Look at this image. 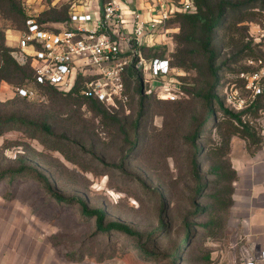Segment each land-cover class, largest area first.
Here are the masks:
<instances>
[{"label": "rangeland", "instance_id": "1", "mask_svg": "<svg viewBox=\"0 0 264 264\" xmlns=\"http://www.w3.org/2000/svg\"><path fill=\"white\" fill-rule=\"evenodd\" d=\"M211 3L221 15L208 47L201 29L193 42L178 44L176 15L160 29V55L188 62L187 68L176 67L183 95L174 102L142 92L127 104H105L104 115L43 89L18 97L15 88L21 85L1 83L0 118L35 124L11 121L0 134V204L25 206L46 228L64 264H240L252 257L233 208L222 211L214 200L228 187L212 167L223 162L216 148L230 123L213 96L229 110H242L230 96H246L239 71L264 57V0ZM14 4L48 26L68 7L67 0ZM22 27V21L0 15V41L12 47ZM259 113L258 121L246 118L262 130L264 109ZM77 199L103 209L106 223H125L141 235L98 231ZM214 216L215 225H209Z\"/></svg>", "mask_w": 264, "mask_h": 264}, {"label": "built area", "instance_id": "2", "mask_svg": "<svg viewBox=\"0 0 264 264\" xmlns=\"http://www.w3.org/2000/svg\"><path fill=\"white\" fill-rule=\"evenodd\" d=\"M67 2L66 21L48 26L29 15L13 41V57L34 68L36 82L69 91L83 75L86 94L114 106L130 102L136 83L142 92L164 100L183 95V82L171 59L148 52L159 47L160 29L171 17L196 10L194 0H143L138 8L133 0ZM250 64L253 69L238 75L246 96L239 91L230 96L237 109L247 108L257 97L264 101V58ZM15 91L19 96L34 94L23 87ZM240 264H264V250L259 259L245 258Z\"/></svg>", "mask_w": 264, "mask_h": 264}, {"label": "trees", "instance_id": "3", "mask_svg": "<svg viewBox=\"0 0 264 264\" xmlns=\"http://www.w3.org/2000/svg\"><path fill=\"white\" fill-rule=\"evenodd\" d=\"M15 0H0V15L10 22L15 23L16 21H22L23 27L20 28L24 29L26 27V20L28 19L29 15H27L21 7H17L15 4ZM196 10L193 12H179L176 14L177 21L179 23V27L181 29V33L178 34L176 37V42L178 44H184L188 42H193L195 38V34L198 29H201L204 33V46L208 47L210 45V34L213 31V29L219 24L220 20V13L219 8H217L215 5L211 3V0H194ZM221 12V11H220ZM60 15H63L64 17H53L50 19L52 22H64L68 19L69 14V4L66 10L58 12ZM37 22L39 23H45L43 20H39L35 17ZM158 48L153 49V53L151 56H160V57H166L163 55H160L158 52ZM14 50V47H10L6 45L4 38L0 41V85L3 81L7 82H16L17 84L21 86L17 87H23L26 88L23 84H29V86L26 88L29 91H37L38 89H43L46 91H49L54 94H60L62 96L68 97L70 99H74L78 102L87 103L91 110L97 111L99 114L107 115L108 112L105 108V104L93 97H90L85 92V77L83 75H80L78 77V80L74 87L69 91H62L59 90L56 87L53 86H44L38 82H36L35 79V71L34 68L30 64H20L17 62V60L13 57L12 51ZM254 58H258L257 56ZM264 58V57H263ZM172 62V60H171ZM172 64L175 67H181V68H187L188 62L183 57L182 59H179L175 63L172 62ZM254 67L250 68L253 69ZM250 69H243L250 70ZM211 74L216 75V69H213L211 67ZM238 81L241 82V79L239 78ZM243 86V84H242ZM131 93V100L133 96H140L142 95V86L139 83H136L134 88L130 91ZM22 98L30 97V96H19ZM216 101L218 102L220 108L223 110V112L227 115L228 123H230V127L228 132H226L222 136V141L220 143V146L216 148L218 151V156L220 160H223L222 163H220L217 166H213L212 169L217 174V176L220 178L222 182H226L228 187H223L217 195H215V202L218 204L220 210H228L234 205V199L233 195L235 192L234 188V181L237 179V173L235 169L233 168L232 160H231V151H232V137L238 136L242 139H244L247 143V149L250 154H254L258 149L261 148V146L264 144V130L257 129L254 125H252L249 118L246 117H253L256 118V121L260 119V110L264 109V101L261 97H257L254 102L248 106L245 109H242L241 111L235 112L232 110H229L224 107V104L222 103L221 99H219L217 96H213ZM145 97L142 98V101ZM130 100V101H131ZM169 101V100H166ZM174 102V101H171ZM11 121H22L23 124H35L32 121H29L25 118H17L15 116H11L8 119H2L0 118V134L5 131L8 128H5L6 124ZM45 132L50 133V128L47 124H44L42 127ZM230 156V163H228L227 157ZM226 168H231V173H226ZM21 172V171H20ZM37 177L40 181H43L45 184H49L48 179L46 176L42 174H37ZM227 194L226 199L223 198L224 194ZM56 198L59 201H64L63 198L59 197L58 195H55ZM74 200V199H72ZM77 201L82 205V212L86 216L94 217L96 219V225L97 230L100 232H108L111 230L116 231H122L125 234H129L132 236H140L141 234L128 226L125 223L121 222H107L106 223V213L101 208H93L90 209L88 205L82 200L77 199ZM217 221V217H213L209 223V225H215Z\"/></svg>", "mask_w": 264, "mask_h": 264}, {"label": "crops", "instance_id": "4", "mask_svg": "<svg viewBox=\"0 0 264 264\" xmlns=\"http://www.w3.org/2000/svg\"><path fill=\"white\" fill-rule=\"evenodd\" d=\"M134 8L143 0H133ZM264 130V116L261 119ZM234 181L233 219L240 227L252 259L264 250V144L250 154L240 137L232 139ZM0 204V264H64L50 244L46 228L32 219L25 206Z\"/></svg>", "mask_w": 264, "mask_h": 264}]
</instances>
